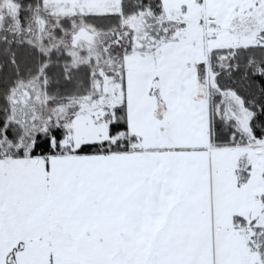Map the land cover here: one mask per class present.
<instances>
[{
	"label": "snow or ice",
	"instance_id": "1",
	"mask_svg": "<svg viewBox=\"0 0 264 264\" xmlns=\"http://www.w3.org/2000/svg\"><path fill=\"white\" fill-rule=\"evenodd\" d=\"M0 264H264V0H0Z\"/></svg>",
	"mask_w": 264,
	"mask_h": 264
}]
</instances>
